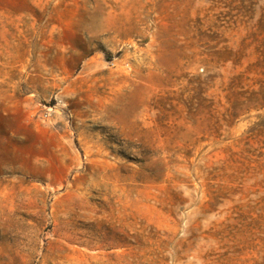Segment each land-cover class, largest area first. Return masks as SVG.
<instances>
[{
	"label": "rangeland",
	"instance_id": "rangeland-1",
	"mask_svg": "<svg viewBox=\"0 0 264 264\" xmlns=\"http://www.w3.org/2000/svg\"><path fill=\"white\" fill-rule=\"evenodd\" d=\"M0 264H264V0H0Z\"/></svg>",
	"mask_w": 264,
	"mask_h": 264
}]
</instances>
